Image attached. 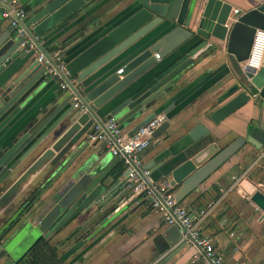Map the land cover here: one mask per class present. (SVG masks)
<instances>
[{"label": "water", "instance_id": "1", "mask_svg": "<svg viewBox=\"0 0 264 264\" xmlns=\"http://www.w3.org/2000/svg\"><path fill=\"white\" fill-rule=\"evenodd\" d=\"M89 1L16 0L30 10L24 33L0 34V264H27L21 250L36 237L33 244L45 242L59 264L82 242L57 259L56 249L45 241L50 235L78 218L102 228L114 213L139 206L141 195L126 184L119 158L84 141L89 124L102 125L99 114L104 112L105 121L112 118L120 130L135 122L128 135L161 114L163 119L149 137L150 141L167 138L173 124L164 118V103L174 81L197 57L220 47L239 65L241 77L216 99L222 104L207 116L209 122L218 124L248 102L264 107V56L257 70L243 66L255 31L264 32V0H131L125 20L64 64L73 81L69 88L33 105L50 78L26 43H35L34 38ZM231 6L237 9L235 14ZM148 34L152 40L136 45L120 60L121 72L109 73L107 64ZM154 55L157 60L176 57L158 65ZM206 133L200 124L187 132L191 149L164 177L176 188L177 203L245 144L260 150L246 137L220 150L209 140L197 144ZM43 174L51 182L60 181L58 193L29 222L26 213L39 194L31 201L27 194L18 199ZM249 202L264 216V195L254 192ZM43 217L51 220V226L42 235L37 223ZM178 228L163 230L168 253L155 264H166L184 245L178 242ZM258 264H264V255Z\"/></svg>", "mask_w": 264, "mask_h": 264}, {"label": "crops", "instance_id": "2", "mask_svg": "<svg viewBox=\"0 0 264 264\" xmlns=\"http://www.w3.org/2000/svg\"><path fill=\"white\" fill-rule=\"evenodd\" d=\"M130 3L131 0H90L70 18L39 38L38 43L44 52L56 49L66 64L125 20L128 17L126 6ZM21 7L28 18V6ZM233 10L237 9L231 6V12ZM7 31H12L8 20L0 17V34ZM150 37L151 34L143 37L111 60L105 68H108L109 73L118 71L122 64L120 60L127 51L136 45H144L152 40ZM175 57L172 55L163 60H154L162 65L170 63ZM240 77L241 68L221 47L192 61L177 76L164 103V118H168L173 124L169 130L170 135L167 138L152 139L141 151L140 160L150 172V181L159 182L164 179L184 160V152L191 149L187 132L198 124L207 133L197 144L209 140L220 150L234 139L246 137L255 147H260V150H255L245 144L195 191L179 202L192 216L210 202L215 203L213 210L203 220L201 234L210 241L225 264H258L264 255V216L249 202V197L254 192L264 195V157H261L264 143V107L248 102L218 124L214 125L207 119L222 104H216V99L236 84ZM60 92L57 83L50 79L33 105L47 96L51 97L52 93ZM103 114L104 112L99 114L101 123L105 122ZM134 124L135 122L129 123L122 132L128 135ZM93 125L89 124L88 128ZM247 131L249 135L246 134ZM92 147L106 152L101 145ZM59 183L60 181L51 182L43 174L22 193L18 202L26 194H39L26 213V221L32 222L30 217L53 201L58 193ZM173 191L175 193L176 188ZM137 203L139 206L133 209L114 213L111 221L102 228L95 229L96 223H85V218H78L45 241L56 249L57 259L76 242H82L78 249L59 264H155L168 253L165 239L161 236L168 226L142 197L137 199ZM52 209L53 206L50 210ZM37 226L43 235L51 226V220L43 217ZM178 230V242H181V229ZM36 238L29 240V245L21 250L27 264H32L34 260L29 253ZM178 242L174 246H178ZM193 256L197 258L193 259ZM166 264L207 263L198 254V250L185 241L182 248Z\"/></svg>", "mask_w": 264, "mask_h": 264}, {"label": "built area", "instance_id": "3", "mask_svg": "<svg viewBox=\"0 0 264 264\" xmlns=\"http://www.w3.org/2000/svg\"><path fill=\"white\" fill-rule=\"evenodd\" d=\"M0 17L8 20L9 28L16 37L24 33V22L27 18L25 11L16 0H0ZM237 10H233L235 14ZM35 43H26L33 50V56L37 63L44 67L47 76L57 83L60 91H65L73 83L67 77L64 63L57 51H43L34 38ZM258 44V48L255 49ZM256 51V53H255ZM264 53V32L255 31L247 59L244 61L245 68L257 70L261 66ZM157 60V55L153 56ZM121 70L116 71L119 74ZM76 106V104H75ZM163 119L156 116L139 127L134 133L125 135L118 128L117 123L111 118L102 125H93L85 135L84 141L89 145H101L111 157H118L125 173L124 180L132 193H140L153 212L160 215L166 226L178 225L181 229V241L190 242L201 254L207 264H225L222 256L212 247L210 241L204 237L200 228L205 217L213 210L215 203L210 202L195 216L174 200V191L164 179L159 182L150 181V172L144 168L141 160V151L149 145L150 133ZM261 157H264V143ZM197 256H193L196 259Z\"/></svg>", "mask_w": 264, "mask_h": 264}, {"label": "trees", "instance_id": "4", "mask_svg": "<svg viewBox=\"0 0 264 264\" xmlns=\"http://www.w3.org/2000/svg\"><path fill=\"white\" fill-rule=\"evenodd\" d=\"M55 50L56 49H49L48 51H55ZM36 194L37 192H34L30 196L29 201H31L36 196ZM29 256L34 259L32 264H57L49 247L45 242L41 240L37 241L33 245L29 253Z\"/></svg>", "mask_w": 264, "mask_h": 264}, {"label": "bare ground", "instance_id": "5", "mask_svg": "<svg viewBox=\"0 0 264 264\" xmlns=\"http://www.w3.org/2000/svg\"><path fill=\"white\" fill-rule=\"evenodd\" d=\"M257 48H258V44L256 45L255 49H257ZM255 53H256V51H255Z\"/></svg>", "mask_w": 264, "mask_h": 264}]
</instances>
